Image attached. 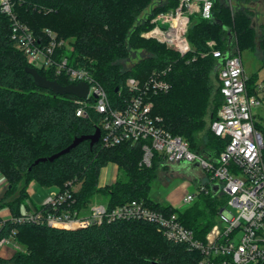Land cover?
<instances>
[{"label": "trees", "instance_id": "16d2710c", "mask_svg": "<svg viewBox=\"0 0 264 264\" xmlns=\"http://www.w3.org/2000/svg\"><path fill=\"white\" fill-rule=\"evenodd\" d=\"M179 1L25 0L17 6V12L44 41L47 42L45 28L54 30L58 39L67 40L71 50L58 48L59 55L64 52L71 65L88 69L105 87L114 105L132 95L126 85L130 77L143 84L154 72L166 70L164 77L171 87L153 96L155 114L163 117L166 130L188 140L193 151L214 159L227 142L217 137L210 126L223 96L220 80L215 84L220 60L210 53L207 42L216 40L217 48L232 51L230 28L238 38L240 52L264 50V36L257 45L253 13L245 6L251 0H235L233 6L228 0H214L213 17L198 18L190 28L192 51L185 55L156 39L142 36L153 27L154 17L174 10ZM11 32L9 17L0 11V172L9 183L4 197L9 200H0V210L8 207L12 215L8 219L0 216V237L15 229L16 242L26 243L29 250L17 253L12 259L17 264H51L50 259L55 263L60 259L61 264H67L65 261L68 264H199L202 258L199 251L169 240L155 223L147 220H105L75 229L14 221L24 212L20 210L24 199L32 200L28 190L32 180L61 191L69 183L78 184L67 203L72 210H89L93 198L99 194L106 197L103 204L108 210L139 200L156 210L176 212L181 223L201 240L206 239L224 200L208 193L181 210L152 199V182L161 168L171 164L163 163L157 155L151 167L141 166L140 143L105 146L99 140L91 146L90 140H84L54 161L35 163L66 148L76 137L95 133L101 116L94 108L88 109L87 116H79L76 113L79 97L56 95L37 86L26 70L33 66ZM138 48L143 51V57L124 70L121 61ZM37 70L63 85L71 83L54 67ZM257 85L258 72H255L249 76V93H257ZM209 106H213L210 112ZM257 126L264 136V127L259 123ZM202 131L205 136L198 142L197 135ZM197 144L204 147L197 149ZM111 162L122 170V175L111 184L101 185V171ZM171 166L175 170L189 167ZM32 204L33 210L44 207V204ZM7 262L0 255V264Z\"/></svg>", "mask_w": 264, "mask_h": 264}, {"label": "built area", "instance_id": "2783aa9c", "mask_svg": "<svg viewBox=\"0 0 264 264\" xmlns=\"http://www.w3.org/2000/svg\"><path fill=\"white\" fill-rule=\"evenodd\" d=\"M24 1L0 0V11L11 21L13 40L33 67H54L71 83L84 81L90 85L88 97L78 99L76 113L87 116L89 108L100 113L98 127L102 144L140 143L143 151L141 166L151 167L157 155L162 157L163 163L175 166L196 164L207 180L200 182L197 192L187 194L183 202L194 203L204 194H213L211 184L216 183L219 185L216 195L223 198L224 204L204 240L196 238L193 231L181 223L176 212L156 210L139 200L112 210L103 203L91 205L87 213L72 210L67 203L72 192L79 188L78 184L72 183L63 191L52 189L44 207L24 211L14 221L75 229L101 224L105 220H147L155 223L169 240L199 251L202 254L199 264H264V136L254 112L256 107H264V84L258 82L257 93H249V75L240 54L223 52L217 48L216 40L207 42L210 53L217 60L227 55L217 68L223 103L210 125L213 133L227 143L218 156L209 159L193 151L188 140L166 130L163 117L154 112L153 96L171 87L164 77L166 70L154 72L143 84L130 77L126 85L132 95L121 98L114 105L105 87L88 69L71 65L64 52L59 55L58 48L71 50L67 40L58 39L54 30L45 28L46 42L18 17L17 6ZM213 5L214 0H180L174 10L154 17L153 27L142 36L156 39L185 55L192 51L188 37L190 28L198 18H212ZM15 235L14 229L9 235L0 237V247L17 246Z\"/></svg>", "mask_w": 264, "mask_h": 264}, {"label": "rangeland", "instance_id": "374dc122", "mask_svg": "<svg viewBox=\"0 0 264 264\" xmlns=\"http://www.w3.org/2000/svg\"><path fill=\"white\" fill-rule=\"evenodd\" d=\"M231 1V0H228ZM235 1V0H232ZM250 3H245V5H248ZM237 48L234 46L232 47V51H236ZM143 51L141 48H138L136 51H134L131 56L127 59H123L121 62L123 64V69H129L131 68L136 62H138L143 57ZM241 59L243 61L244 69L246 73L251 76L255 72H258V82L264 84V50L259 49H243L240 52ZM219 81V75L217 73V77L215 78V84L218 85ZM209 112L212 110L213 106H209ZM254 112L256 113V119L257 122L264 127V107H256L254 109ZM209 117V113L208 116ZM205 136V131L200 132L197 135V141L200 142L203 137ZM204 147L203 144H197V149H202ZM112 163V162H111ZM115 164V163H114ZM117 166V165H116ZM118 168V166H117ZM122 175V170L118 169V176ZM1 181L3 180V195L0 197V200H3L4 202L9 200V198H4L5 193L9 187V183L7 178L4 174L1 176ZM117 179V178H116ZM205 173L200 168L196 167H187L180 170H175L174 166L168 165L165 168H161L157 174V178L152 182L153 186L150 192V196L155 201L160 202L161 204H172L178 209H185L188 206H190L192 203H185L183 202V198L189 194L197 192L198 186L200 182L205 181ZM79 186V185H78ZM28 190L31 194V198L33 202L36 205H42L45 200L50 196L51 189L44 186L43 184L32 180L29 183ZM50 190V191H49ZM106 197L103 195H96V197L93 198V204L97 203H103L105 201ZM32 200L27 197L24 199L23 204H21L20 210L26 211L27 209L33 210L34 205L32 204ZM224 203H222L221 206H223ZM90 205V206H91ZM89 206V208H90ZM2 213L9 212L10 209L8 207L2 208ZM88 210L84 211V213H87ZM218 216V214H217ZM39 242V241H38ZM39 253H42L41 245L38 246ZM27 253L28 245L26 243L17 242V246L9 245L8 247H0V255L3 256L8 260L7 263L4 264H17L15 262L14 258L17 253ZM43 257V255H42ZM53 260H49V262L52 264H61L60 259L59 261L52 262ZM67 264L69 261H65Z\"/></svg>", "mask_w": 264, "mask_h": 264}, {"label": "water", "instance_id": "95a60500", "mask_svg": "<svg viewBox=\"0 0 264 264\" xmlns=\"http://www.w3.org/2000/svg\"><path fill=\"white\" fill-rule=\"evenodd\" d=\"M215 22H218V20H215ZM228 29L230 31V28H228ZM226 57H227V55L224 56V58H226ZM222 60H220L219 63L216 65V69L222 64ZM26 70H27V72H29L34 77V81H35V84L37 86H39L40 88L48 89L56 95H58V94L59 95L70 94V95L77 96L79 98H87L88 97V94L90 91V85L87 82L83 81V82H79L77 84L70 83L67 85H63L60 82H58L57 80H51V79H48L47 77L41 75L39 73V71L37 70V68H35V67H27ZM100 136H101V130L98 127L96 129L95 133H93L91 135L78 136L66 148L62 149L61 151H59L57 153H54L53 155L49 156L48 158L47 157L39 158L38 160H36L35 163H38L39 161H47V160L54 161L56 158L60 157L61 155L68 153L71 149L76 147L78 144H80L84 140H90L91 146H93L95 143H97L100 140ZM182 165H185V164H182ZM211 188H212L213 194L216 195L217 192L219 191V185L216 183H213V184H211Z\"/></svg>", "mask_w": 264, "mask_h": 264}, {"label": "flooded vegetation", "instance_id": "af4514ba", "mask_svg": "<svg viewBox=\"0 0 264 264\" xmlns=\"http://www.w3.org/2000/svg\"><path fill=\"white\" fill-rule=\"evenodd\" d=\"M230 5H235L234 1H228ZM251 9L253 13L252 26L256 31V41L257 45L260 44V38L264 36V0H251L250 4L245 5ZM229 33V42L231 46L237 48L236 52L240 54L238 50V38L235 33L228 31Z\"/></svg>", "mask_w": 264, "mask_h": 264}, {"label": "crops", "instance_id": "0c3cea01", "mask_svg": "<svg viewBox=\"0 0 264 264\" xmlns=\"http://www.w3.org/2000/svg\"><path fill=\"white\" fill-rule=\"evenodd\" d=\"M189 167L199 168L196 164L195 165H191ZM117 174H118V168H117L116 164L109 163L101 171V174H100V184L101 185H105V184H111V183H113L116 180V178H117ZM1 176H2V173L0 172V197L3 195V188H2L3 180L1 181V179H2ZM50 189L52 190L54 188H50ZM0 216L3 219H8L12 215H11V212L10 211L9 212L2 213V210H0Z\"/></svg>", "mask_w": 264, "mask_h": 264}]
</instances>
